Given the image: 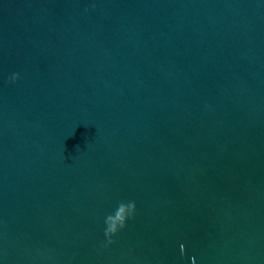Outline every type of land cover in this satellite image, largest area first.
Wrapping results in <instances>:
<instances>
[{
    "label": "water",
    "instance_id": "obj_1",
    "mask_svg": "<svg viewBox=\"0 0 264 264\" xmlns=\"http://www.w3.org/2000/svg\"><path fill=\"white\" fill-rule=\"evenodd\" d=\"M0 264H264V0H0Z\"/></svg>",
    "mask_w": 264,
    "mask_h": 264
},
{
    "label": "clouds",
    "instance_id": "obj_2",
    "mask_svg": "<svg viewBox=\"0 0 264 264\" xmlns=\"http://www.w3.org/2000/svg\"><path fill=\"white\" fill-rule=\"evenodd\" d=\"M87 10V9H86ZM19 78V73H12L9 77L10 82L14 83L17 81V79Z\"/></svg>",
    "mask_w": 264,
    "mask_h": 264
}]
</instances>
